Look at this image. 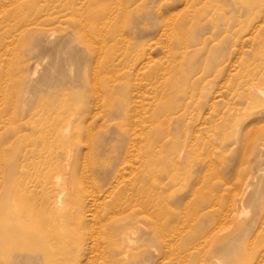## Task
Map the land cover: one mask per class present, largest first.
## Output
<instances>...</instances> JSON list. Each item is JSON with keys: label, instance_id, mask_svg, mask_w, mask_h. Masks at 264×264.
Wrapping results in <instances>:
<instances>
[{"label": "rangeland", "instance_id": "obj_1", "mask_svg": "<svg viewBox=\"0 0 264 264\" xmlns=\"http://www.w3.org/2000/svg\"><path fill=\"white\" fill-rule=\"evenodd\" d=\"M0 264H264V0H0Z\"/></svg>", "mask_w": 264, "mask_h": 264}]
</instances>
